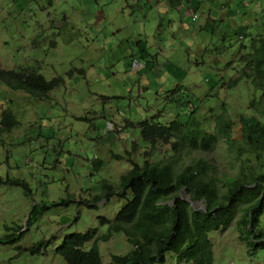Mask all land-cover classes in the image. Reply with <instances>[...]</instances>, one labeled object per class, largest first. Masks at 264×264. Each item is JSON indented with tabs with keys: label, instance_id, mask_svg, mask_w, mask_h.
Returning <instances> with one entry per match:
<instances>
[{
	"label": "rangeland",
	"instance_id": "rangeland-1",
	"mask_svg": "<svg viewBox=\"0 0 264 264\" xmlns=\"http://www.w3.org/2000/svg\"><path fill=\"white\" fill-rule=\"evenodd\" d=\"M255 2L0 0V66L34 65L46 79H63L45 100L0 81V112L9 108L18 121L11 131H0V238L10 232L5 226H21L23 233L16 244H0V264H66L54 252L66 234L89 228L99 237L106 233L99 217L113 219L125 199L113 195L88 204L103 194V180L118 188L130 159L144 160L150 144L140 136L141 121L167 124L178 113L185 118L191 100L205 127L223 107L232 119L258 116L249 103L260 92L249 80L220 86L237 75L239 45L264 29V0L257 1L260 8ZM170 155V145L158 142L149 161ZM200 157L214 165L219 181L239 170L223 138L209 151H181L179 166ZM243 157L256 164L252 154ZM16 180L28 183L27 194ZM39 203L45 211L28 224L31 206ZM239 214L226 230L209 232L213 264H263L264 248L250 254L239 239ZM259 227L264 231V216ZM42 239L51 242L38 254L16 248ZM98 246L102 264L132 249L121 232L99 239ZM163 264L184 263L168 253Z\"/></svg>",
	"mask_w": 264,
	"mask_h": 264
},
{
	"label": "trees",
	"instance_id": "trees-1",
	"mask_svg": "<svg viewBox=\"0 0 264 264\" xmlns=\"http://www.w3.org/2000/svg\"><path fill=\"white\" fill-rule=\"evenodd\" d=\"M256 5L260 8L261 3ZM264 3V2H263ZM252 14H249L247 19ZM261 15V14H260ZM262 16V15H261ZM262 25H264L262 23ZM261 28V27H260ZM254 32L247 44H240L236 52L237 75L222 79V87L234 88L243 79L249 80L260 92L258 101L251 100L249 108L258 113H240L235 119L226 115V108L208 122L206 127L191 100L185 118L183 114L167 124L155 122L153 118L139 123L140 136L150 144L141 164L130 159V168L119 176L118 188L106 180L102 181L101 194L92 197L89 206H96L101 199L115 195L125 199L113 219L99 217L101 225H107L106 233L100 237L96 228L66 234L55 246L54 252L66 264H102L98 240H108L112 233L121 232L132 249L123 255L112 254L104 264H163L167 254L175 255L178 263L213 264L214 255L209 232L224 231L232 223L235 214L239 239L248 245L250 254L264 248V231L259 227L264 216V35ZM238 54V57H237ZM230 62V61H229ZM229 62L227 64H229ZM215 80V79H214ZM0 81L13 90L24 91L38 100L49 98V93L58 88L62 77L46 79L37 66L26 65L17 69L0 66ZM213 83V79H211ZM209 83V81L207 80ZM212 83H209L210 85ZM220 84V83H219ZM175 92V90H173ZM259 106L261 109H258ZM18 125L9 108L0 112V131L9 132ZM223 138L230 153L239 159V170L234 175H225L219 181L212 175L214 165L205 158H197L190 164L179 166L181 151L185 149L209 151ZM158 142L169 144L172 155L167 159L150 162ZM136 143L132 144L134 150ZM244 153L255 158L249 166ZM130 155V152H128ZM115 158L120 155L112 153ZM5 182L0 177V183ZM222 184V189L220 185ZM29 192L26 181L16 180ZM185 190L192 200L205 204L206 210L193 208L183 200L180 191ZM59 204H67L65 200ZM47 205L34 204L28 213L27 223L41 217ZM21 226H5L6 235L0 238L1 245L16 244L23 233ZM42 239L32 246H16L19 251L27 250L38 254L50 244ZM264 264V255H263Z\"/></svg>",
	"mask_w": 264,
	"mask_h": 264
},
{
	"label": "water",
	"instance_id": "water-1",
	"mask_svg": "<svg viewBox=\"0 0 264 264\" xmlns=\"http://www.w3.org/2000/svg\"><path fill=\"white\" fill-rule=\"evenodd\" d=\"M180 196H181V198H182L183 200L189 202L190 205H191L193 208H195V206L198 205V206H199L198 208H200V209H202V210H204V211L206 210L205 204H204L203 202L198 201V200H192V199L190 198V195L187 194V193L185 192L184 189L180 191Z\"/></svg>",
	"mask_w": 264,
	"mask_h": 264
}]
</instances>
